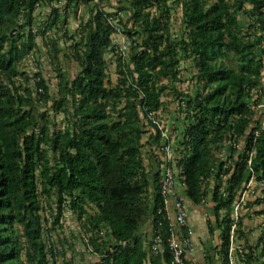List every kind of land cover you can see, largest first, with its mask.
I'll return each instance as SVG.
<instances>
[{
  "label": "trees",
  "instance_id": "16d2710c",
  "mask_svg": "<svg viewBox=\"0 0 264 264\" xmlns=\"http://www.w3.org/2000/svg\"><path fill=\"white\" fill-rule=\"evenodd\" d=\"M101 1L73 43L81 70L70 78L61 68L59 38L51 33L67 23L64 8L55 0H0V264H56L51 231L63 227L66 209L86 220L99 264H173L159 173L148 168L142 149L149 131L150 142L161 145V130L149 114L163 106L168 86L160 81L179 80L182 59H192L203 88L176 91L189 119L177 166L195 205L207 199L214 182L220 256L230 264L234 224L238 238L248 242L243 218L236 223L233 210L252 176L263 186L256 203L264 217V126L257 118L264 99V0H129L116 13L100 7ZM170 2L182 7L186 31L179 37L172 32ZM46 6L51 12L41 32L58 70L56 94L39 71L35 91L20 69L36 46L34 14ZM123 10L129 11L127 21L119 17ZM115 17L135 43L128 59L112 39ZM110 51L118 56L117 84L107 75ZM51 110L64 114L63 129L52 130ZM225 139L234 143L228 161L218 155ZM42 193L56 197L57 214H43ZM149 221L152 234L164 236V254H154L152 241L148 248L140 235ZM100 230L108 239L97 240ZM244 254L247 264H264V232L256 244L244 246Z\"/></svg>",
  "mask_w": 264,
  "mask_h": 264
},
{
  "label": "rangeland",
  "instance_id": "374dc122",
  "mask_svg": "<svg viewBox=\"0 0 264 264\" xmlns=\"http://www.w3.org/2000/svg\"><path fill=\"white\" fill-rule=\"evenodd\" d=\"M129 0H103L99 4L104 10L109 13H116L121 6H128ZM173 5V2H170ZM60 7H63V13L69 14L67 17V23L58 24L56 30H54L52 35L59 38V46L61 48V54L59 55L60 64L63 72L67 77L74 78L75 75L80 72L81 68L79 62L76 58L75 51L73 48V43L81 39V28L89 20L92 12L97 8L98 2L90 1H73L67 7L66 0L59 2ZM51 8L49 6L40 7L35 12V26L33 31L36 32L34 42L36 43L35 49L22 61L21 71L27 73L31 80L30 85L36 90L34 75L39 71L42 76L48 80L52 93L56 94L58 92V70L56 64L52 63L49 56V45L48 40L43 32L45 28V23L49 18ZM64 17V16H63ZM62 17V18H63ZM119 17L123 18L124 21L128 20L129 11L123 10ZM61 18V19H62ZM183 11L182 7H176L173 5L171 13V26L172 32L175 37L182 36L185 31V25L182 22ZM114 20H119L115 17ZM241 21L244 26H247L248 19L243 16ZM41 29V30H40ZM50 33V31H49ZM113 42L119 45L123 53H125L127 59L130 56V51L135 47V43L132 42V38L125 34H114ZM140 42V40H139ZM131 48V49H130ZM120 50V51H121ZM109 61V68L107 70V75L110 76L114 84H117L118 73L117 68V55L114 51H110L106 54ZM198 69L195 67L192 59H182L181 63V73L179 80L170 82L168 79H162L160 85H167L166 89L162 92L161 101L163 106L157 111L161 115V123L164 129L168 131L172 138V147L174 154L177 158L180 156L181 139L183 137V131L189 124V119L187 116V106L181 101L180 96L177 92H184L187 94H195L199 88H203V83L199 81ZM262 79L264 80V69L262 70ZM22 79H24L22 77ZM175 89V90H174ZM261 115V110H258L257 118L259 119ZM50 120L52 130L63 129L67 124L64 114H57L55 111H50ZM151 132H147L143 137V142L145 143L142 149L145 163L148 165L149 158L153 157L157 161L158 157L156 151H159L156 144L150 142ZM239 148H244V140L239 144ZM50 158L52 164H54V154L50 151ZM176 160V164H177ZM158 163V161L156 162ZM38 180L41 181V169L37 171ZM40 183V182H39ZM261 183L257 179H253L250 188H248L244 194V200L241 202L239 208V217L243 218V227L246 232L245 238L249 243L256 244L260 236L264 232V217L257 214V210L261 209V205L256 203L257 198L263 195ZM39 190L42 191V186L39 184ZM214 192V182L212 186L209 187V196L207 197L205 203H203L205 212L197 211V234L194 235L196 241L199 242L201 248H204V254L208 256L215 257L219 259V253L221 251V229L218 226L214 206L215 203L212 199ZM41 202L44 210L43 214L48 217L51 211L57 214L55 210L56 197L51 196L50 198L44 193L41 194ZM239 201V200H238ZM51 203V204H50ZM89 211L94 212L93 208L88 207ZM189 219H190V203H188ZM210 212V215L208 213ZM233 215L236 219V210H233ZM60 223L63 225L62 228L56 224L54 230L51 231L52 240L54 245L59 251L56 264H93L101 256L94 251L93 246L87 240L91 237V233H87L84 229V223L86 220L78 217V214L73 210L66 209L63 218ZM190 226L194 230L195 221L190 219ZM213 228V231L211 230ZM153 223L149 221L142 229V235L146 246L149 248V241L152 237ZM194 232V231H193ZM90 239V238H89ZM108 239V237H107ZM89 242V244H88ZM236 242L239 245L245 246L248 244L244 238H238L236 233ZM197 243L195 242V251L197 250ZM218 257V258H217ZM207 264H212L205 259ZM218 261V260H216ZM237 263L247 264L245 254L237 253Z\"/></svg>",
  "mask_w": 264,
  "mask_h": 264
},
{
  "label": "built area",
  "instance_id": "2783aa9c",
  "mask_svg": "<svg viewBox=\"0 0 264 264\" xmlns=\"http://www.w3.org/2000/svg\"><path fill=\"white\" fill-rule=\"evenodd\" d=\"M62 0H55V5L60 6ZM68 0H66L67 3ZM95 2H100V0H92ZM63 8V7H61ZM113 23L117 28V35L122 34V26L119 25V20L112 19ZM115 44V43H114ZM119 46V45H118ZM264 82V80H263ZM263 91H255L254 100L262 95ZM258 109L261 110L260 120L262 121V126H264V99L258 105ZM161 115L149 114L150 121L157 125L161 130L162 142L159 147L160 153L163 154V160L159 164L157 169L159 173V186L161 196L164 198V208L167 218L170 223L169 236L167 237V244L169 251L173 257V264H189L191 262V256L195 252V241L193 239V229L190 226L189 221V211L188 203L189 198L186 192V186L183 183V177L180 173V170L176 164V156L172 147V138L166 129H164L163 124L161 123ZM234 146L233 141L225 139L221 144L218 155L222 158L223 161H228V157L231 155V149ZM254 155V152L250 153V162ZM253 179H256L252 176V179L248 182L246 189L243 191L242 196L237 202L234 210H236V223L239 218V208L241 202L244 200V194L248 188H250ZM206 201V200H205ZM205 201L203 203H205ZM202 203V204H203ZM201 204V205H202ZM235 218V217H234ZM236 224L233 225L231 231V245L229 252V263H237V253L244 254V246H241L236 242ZM106 231L100 230L96 234L98 241L107 239ZM90 238V237H89ZM87 238L88 241L90 239ZM151 246L150 249L154 254H164L165 253V240L164 236L160 231H157L156 234H152L151 237ZM89 243V242H88ZM207 254H205L206 256ZM99 258L95 264H99Z\"/></svg>",
  "mask_w": 264,
  "mask_h": 264
},
{
  "label": "crops",
  "instance_id": "0c3cea01",
  "mask_svg": "<svg viewBox=\"0 0 264 264\" xmlns=\"http://www.w3.org/2000/svg\"><path fill=\"white\" fill-rule=\"evenodd\" d=\"M155 153L157 154V157H158L157 161L159 163H161V160H163V154L160 153V151H156ZM157 161L155 160L154 156L151 157V158H149V163L147 165L148 168L149 169H155V170H157L158 169V166H159V164L157 165V163H156ZM189 203H190V210H191L190 211V219H193L195 221V226H194V230H193L194 231L193 232V239H195L194 235L197 234V228H196V226H197V218H198L197 217V214H198L197 211L200 210L201 213L202 212L204 213L205 212V209L201 205H195L190 199H189ZM208 215H210V212L208 213ZM190 219H189V221H190ZM152 233H153V230H152ZM194 241L197 243V248H196L197 250L191 256V263L192 264H207L206 263V260H205L206 258H208V261L209 262L212 261V259H213V261L210 262L212 264H222V258L220 256V253H219V259H215V257H212L211 258L210 256L208 257V255L205 256V254H204V248H201V245L199 244L198 241H196V240H194ZM216 260H218V261H216Z\"/></svg>",
  "mask_w": 264,
  "mask_h": 264
}]
</instances>
